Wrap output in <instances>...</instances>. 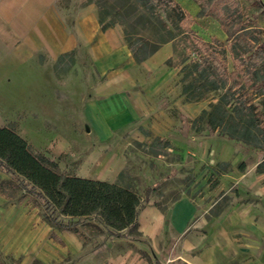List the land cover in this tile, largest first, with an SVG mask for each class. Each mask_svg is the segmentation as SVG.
<instances>
[{"label": "rangeland", "instance_id": "rangeland-1", "mask_svg": "<svg viewBox=\"0 0 264 264\" xmlns=\"http://www.w3.org/2000/svg\"><path fill=\"white\" fill-rule=\"evenodd\" d=\"M69 1L60 0L58 6L65 8ZM97 1H102L104 12H112L105 15L106 21L120 22L116 26L121 27L126 44L125 32L134 43L148 38V50L161 46L156 57L162 61L154 54L149 69L147 65L129 71L128 87L106 93L97 87L107 82V73L90 71L88 56L77 64V51L75 64L61 76L54 67L43 65L44 54H38L37 60L21 61L16 47L23 38L2 23L0 126L16 131L68 176L118 183L134 190L142 201L150 190L146 205L162 210L191 198L199 207L197 216L208 218H225L234 206L246 212L247 206V213L261 226L239 224L237 229H264V174L257 173L264 160V142L256 148L229 139L218 129L197 133L191 121L217 103L225 89L210 91L198 102L188 101L182 93L186 63L197 59L199 52L209 54L196 41L210 43L216 37L214 49L227 51L223 62L227 75L236 72L228 79L223 76L226 88L233 86L236 77L242 84L241 94L258 105L257 112L264 113L263 4L260 0H175L194 21L192 35L180 36L184 28L172 10L140 7L152 23L143 20L136 25L110 8L118 0L86 3L97 8ZM171 34L176 38L171 39ZM231 46L246 52L236 65ZM133 107L138 117L130 115ZM158 137L172 148H164ZM242 163L247 165L244 172L238 168ZM0 188V264H101L106 256L124 249L121 237L149 245L139 228L115 232L102 224L99 213L75 219L60 215L69 229L52 224L42 201L3 170ZM248 242L258 248L241 251L232 246L235 240L224 239L226 263L261 260L263 243L256 234Z\"/></svg>", "mask_w": 264, "mask_h": 264}, {"label": "trees", "instance_id": "trees-1", "mask_svg": "<svg viewBox=\"0 0 264 264\" xmlns=\"http://www.w3.org/2000/svg\"><path fill=\"white\" fill-rule=\"evenodd\" d=\"M102 1H97L99 24L101 29L106 31L115 27L114 20L106 21V16L111 15L109 11L102 10ZM140 7L150 8L152 11L158 7L164 10H172L179 21V27L184 28L180 36L187 33L192 35L190 25L194 22L190 14L178 5L175 0H118L111 5V9L125 20H132V23L139 25L141 21L152 23ZM100 10V12H99ZM106 15V16H105ZM184 24V26H183ZM127 43L137 64L149 59L160 49V45L151 46L148 38L141 37L138 43H134L132 38L124 33ZM172 35V34H171ZM176 36L172 35L171 39ZM170 39V40H171ZM197 40L196 44L206 48L209 52L204 56L199 52L197 59L186 63L183 70L182 93L185 99L198 102L205 99L210 91L219 88L225 89L217 103L207 110L204 109L198 117L191 121L192 128L201 133L204 129L211 131L220 130L228 138L243 143L250 144L256 148L264 142V113L257 112L258 105H254L241 94L240 82L236 79L232 87L226 88L224 77L235 76L236 72L227 75L226 61L227 51L214 49V42ZM136 44L138 46L136 47ZM230 54L233 63L242 60L246 52L239 53L237 48L231 46ZM205 51V52H206ZM75 51L65 53L56 60L54 68L56 73L61 76V72H68L76 62ZM221 57H220V56ZM230 78V77H229ZM264 82V81H263ZM235 102H232L233 100ZM163 142L164 148H172L169 141H162L160 137L156 139ZM226 166L227 163H223ZM246 163L239 165V170L244 172ZM3 170L13 177L15 183L32 192L43 203L48 220L60 228H71L59 220L60 215L72 219L89 217L99 213L102 224L118 232L132 226L139 228L138 216L142 208L149 203L150 190H147L146 198L141 200L134 190L125 188L120 184L107 181H97L84 179L77 176H68L63 172L57 171V163L39 152L25 141L16 131L9 127L0 126V171ZM257 173L264 174V160L257 166ZM2 189L0 188V192ZM115 233L113 232L112 235Z\"/></svg>", "mask_w": 264, "mask_h": 264}, {"label": "crops", "instance_id": "crops-1", "mask_svg": "<svg viewBox=\"0 0 264 264\" xmlns=\"http://www.w3.org/2000/svg\"><path fill=\"white\" fill-rule=\"evenodd\" d=\"M59 1L0 0V24L14 30L17 38H23L16 47L21 61L37 60L38 54H44L43 65L53 68L59 56L77 51V64L88 56L86 67L90 71L107 73V82L97 87L106 93H119L120 89L128 87L126 78L130 70L151 67L150 59L136 63L121 27L101 29L98 10L93 3L70 0L67 7L61 8ZM158 54L159 51L155 57ZM130 111L131 116L138 117L137 109L133 107ZM262 189L264 191V186ZM198 210L191 198H183L167 210L146 205L138 216V230L148 239L149 245L121 237L124 249L106 256L101 264H227L224 239L235 240L232 246L248 252V247L253 246L248 239L256 234L264 246V229L253 232L236 227L239 224L261 226L247 213V206L244 207L246 212L234 206L225 218L197 216ZM258 262L264 264V255L261 260L239 263Z\"/></svg>", "mask_w": 264, "mask_h": 264}, {"label": "built area", "instance_id": "built-area-1", "mask_svg": "<svg viewBox=\"0 0 264 264\" xmlns=\"http://www.w3.org/2000/svg\"><path fill=\"white\" fill-rule=\"evenodd\" d=\"M260 2H261V4H263V6H264V0H260Z\"/></svg>", "mask_w": 264, "mask_h": 264}]
</instances>
